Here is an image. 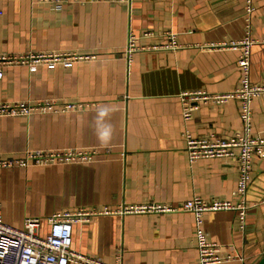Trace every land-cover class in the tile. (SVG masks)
Wrapping results in <instances>:
<instances>
[{
  "label": "crops",
  "instance_id": "crops-1",
  "mask_svg": "<svg viewBox=\"0 0 264 264\" xmlns=\"http://www.w3.org/2000/svg\"><path fill=\"white\" fill-rule=\"evenodd\" d=\"M0 0V56L77 53L72 67L5 65L0 103L57 102L82 110L0 117V159L37 150H95L88 163L0 168L3 221L64 211H113L73 224L71 248L115 264H199L196 217L190 212L120 214L124 208H180L201 197L238 207V163L189 164L185 133L229 140L243 132L238 102L200 103L185 122L180 95L221 94L241 82L240 41L250 25L251 80L264 87V0ZM172 37L175 46H171ZM133 44V46H131ZM196 106V105H194ZM252 135L264 139V93L251 103ZM238 208L206 213L201 229L235 261L264 259V156L255 157ZM118 212V213H117Z\"/></svg>",
  "mask_w": 264,
  "mask_h": 264
},
{
  "label": "built area",
  "instance_id": "built-area-1",
  "mask_svg": "<svg viewBox=\"0 0 264 264\" xmlns=\"http://www.w3.org/2000/svg\"><path fill=\"white\" fill-rule=\"evenodd\" d=\"M51 1L57 5L61 0ZM80 3H95L110 0H77ZM112 1V0H111ZM253 11L251 0L249 1L247 15L250 17ZM1 15V11H0ZM254 40L251 38L250 25L247 26L246 35L237 42L222 48L239 50L237 66L241 72L239 87L229 93L209 94L206 92H184L180 95L182 103V116L188 122L194 110L200 103L226 104L232 100L238 102L240 116L243 122V132L229 140L217 137L206 139L193 138L185 133L186 155L190 165L200 159H234L238 163L240 172L238 189L236 194L242 203L235 207L229 202L205 201L201 197L185 202L180 208L174 209L167 206L124 208L120 214L141 213H166V212H190L196 217L197 232L195 236L198 251L199 264H225L235 261L231 250L208 239L201 229L203 217L206 213L233 210H241V217L246 213L245 197L248 191L253 161L255 157L264 156V139L252 135V110L251 103L254 98L264 93V87L254 85L251 80V49ZM133 46V44H131ZM171 46H175L172 37ZM88 55L77 53H29L20 56H0V75L5 65L26 64L32 72L38 67L45 66L55 69L58 66L72 67L76 62L87 60ZM196 105V106H194ZM84 106L76 104L59 105L57 102H19L0 103V117H29L37 113L66 112L82 110ZM97 155L95 150H37L27 151L22 158L1 160L0 168L11 169L14 167L27 168L30 165L48 166L55 164L88 163ZM113 211L105 208L102 210L64 211L49 218V232L41 231V219L27 218L22 229L13 227L3 221L2 204L0 203V264H108L100 258L83 255L71 248L73 224L86 222L101 215L112 214ZM118 213V212H117ZM121 257L115 264H122Z\"/></svg>",
  "mask_w": 264,
  "mask_h": 264
},
{
  "label": "water",
  "instance_id": "water-1",
  "mask_svg": "<svg viewBox=\"0 0 264 264\" xmlns=\"http://www.w3.org/2000/svg\"><path fill=\"white\" fill-rule=\"evenodd\" d=\"M259 264H264V259H262Z\"/></svg>",
  "mask_w": 264,
  "mask_h": 264
}]
</instances>
